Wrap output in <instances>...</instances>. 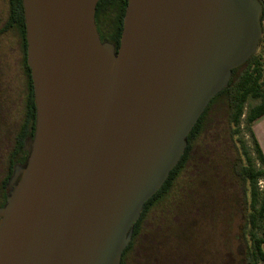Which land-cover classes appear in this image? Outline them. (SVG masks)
Here are the masks:
<instances>
[{
	"label": "water",
	"instance_id": "95a60500",
	"mask_svg": "<svg viewBox=\"0 0 264 264\" xmlns=\"http://www.w3.org/2000/svg\"><path fill=\"white\" fill-rule=\"evenodd\" d=\"M99 1L22 0L36 127L0 207V264H122L145 204L263 37V0H128L117 50Z\"/></svg>",
	"mask_w": 264,
	"mask_h": 264
},
{
	"label": "trees",
	"instance_id": "16d2710c",
	"mask_svg": "<svg viewBox=\"0 0 264 264\" xmlns=\"http://www.w3.org/2000/svg\"><path fill=\"white\" fill-rule=\"evenodd\" d=\"M6 5L8 16L0 34L16 32L26 82L24 97L9 109L16 121L4 129L0 126V207L7 201V186L14 167L28 157L25 143L34 137L36 127L23 2L6 0ZM127 5L128 0H100L96 10L97 25L106 38L111 37L117 50ZM257 54L233 70L228 86L205 109L188 136L186 151L178 165L161 190L145 204L122 264H206L209 251L200 234L202 224L215 226L221 210L228 207L226 197L233 188H238L240 194L244 264H264V189L259 186L264 181V156L252 128L264 116V65ZM250 99L259 103L245 112ZM244 116L252 139L250 151L245 142L238 140ZM182 177L185 180L179 198L172 201L171 207L164 208L153 227L148 223L149 215ZM148 226L154 230L149 232Z\"/></svg>",
	"mask_w": 264,
	"mask_h": 264
},
{
	"label": "rangeland",
	"instance_id": "374dc122",
	"mask_svg": "<svg viewBox=\"0 0 264 264\" xmlns=\"http://www.w3.org/2000/svg\"><path fill=\"white\" fill-rule=\"evenodd\" d=\"M8 9L6 0H0V28L7 19ZM262 39L264 40V34ZM261 63L264 65V41L260 44L257 52ZM20 44L15 31L5 32L0 34V122L1 129L5 125L13 123L17 118L10 116L9 109H13L14 105L24 97L25 93V75L21 64ZM259 100L250 99L246 105L245 112L254 105H257ZM242 120L241 133L238 135V140L245 142L248 150L253 148L252 139L248 126ZM6 119V120H5ZM240 141V143H241ZM185 178H179L175 188L164 201L154 208L149 215L148 223L156 226L158 216L164 212L165 207H171V203L175 198H179L181 187L184 185ZM179 183V184H178ZM224 194V193H223ZM225 198V194L224 197ZM228 207L221 210V217L209 225L202 224L201 235L206 240V246L209 251L206 264H244L242 259L244 253V245L242 243V235L240 226L242 224L241 211L239 207V189L233 188L228 193ZM230 205V206H229ZM166 209V208H165ZM160 214V215H159ZM149 228V229H148ZM149 232L154 229L147 227Z\"/></svg>",
	"mask_w": 264,
	"mask_h": 264
},
{
	"label": "crops",
	"instance_id": "0c3cea01",
	"mask_svg": "<svg viewBox=\"0 0 264 264\" xmlns=\"http://www.w3.org/2000/svg\"><path fill=\"white\" fill-rule=\"evenodd\" d=\"M252 128L264 156V116L258 119Z\"/></svg>",
	"mask_w": 264,
	"mask_h": 264
},
{
	"label": "flooded vegetation",
	"instance_id": "af4514ba",
	"mask_svg": "<svg viewBox=\"0 0 264 264\" xmlns=\"http://www.w3.org/2000/svg\"><path fill=\"white\" fill-rule=\"evenodd\" d=\"M96 24H97V23H96ZM97 28H98V32H99V34H100V38H101V40H102L103 42H111V37L106 38V37L104 36V34H103V31L100 30V28H99L98 25H97ZM27 153H28V152H27ZM27 158H28V157H27ZM27 158L25 159V162H24V163H20V164H19L21 167H24V165L26 164V160H27Z\"/></svg>",
	"mask_w": 264,
	"mask_h": 264
},
{
	"label": "built area",
	"instance_id": "2783aa9c",
	"mask_svg": "<svg viewBox=\"0 0 264 264\" xmlns=\"http://www.w3.org/2000/svg\"><path fill=\"white\" fill-rule=\"evenodd\" d=\"M263 1H264V0H263ZM259 186H260L261 189H264V181H263V180H261V181L259 182Z\"/></svg>",
	"mask_w": 264,
	"mask_h": 264
}]
</instances>
